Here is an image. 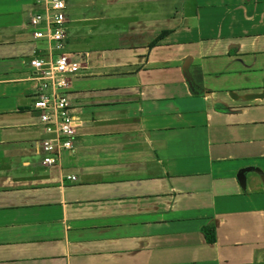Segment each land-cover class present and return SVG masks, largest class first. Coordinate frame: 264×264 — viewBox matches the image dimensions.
Instances as JSON below:
<instances>
[{
    "label": "crops",
    "instance_id": "crops-1",
    "mask_svg": "<svg viewBox=\"0 0 264 264\" xmlns=\"http://www.w3.org/2000/svg\"><path fill=\"white\" fill-rule=\"evenodd\" d=\"M65 2L80 123L45 165L44 2L0 0V264H264V0Z\"/></svg>",
    "mask_w": 264,
    "mask_h": 264
},
{
    "label": "built area",
    "instance_id": "built-area-1",
    "mask_svg": "<svg viewBox=\"0 0 264 264\" xmlns=\"http://www.w3.org/2000/svg\"><path fill=\"white\" fill-rule=\"evenodd\" d=\"M42 1L44 10L34 12L29 24L35 37L48 40L49 49L33 56L28 63L30 77L36 83L31 107L39 116L38 146L44 152L42 163L50 165L58 161L62 149L72 147V137L80 123L79 117L72 112L68 90L72 77L82 65L75 58V52L62 50L67 21L65 0Z\"/></svg>",
    "mask_w": 264,
    "mask_h": 264
},
{
    "label": "water",
    "instance_id": "water-1",
    "mask_svg": "<svg viewBox=\"0 0 264 264\" xmlns=\"http://www.w3.org/2000/svg\"><path fill=\"white\" fill-rule=\"evenodd\" d=\"M182 69L184 71V75H185L186 80L188 81L189 85L191 87H193L191 78H190V76L188 75V72H187V63L183 65V68ZM249 170H255V171H257L258 173L261 174V176L263 177V180H264V172L262 171V169H260L257 166H254V165L243 166L237 172V178H238V180H239V182H240V184H241L242 187H244V185H245L244 183H245L246 172L249 171Z\"/></svg>",
    "mask_w": 264,
    "mask_h": 264
},
{
    "label": "rangeland",
    "instance_id": "rangeland-1",
    "mask_svg": "<svg viewBox=\"0 0 264 264\" xmlns=\"http://www.w3.org/2000/svg\"><path fill=\"white\" fill-rule=\"evenodd\" d=\"M73 1L85 2L87 0H73ZM173 4H174V1H172V6H173ZM78 8L79 9L81 8L82 10L85 9L86 10V13L89 11V8L92 9L91 7L85 6L83 3ZM256 71H258V70H256ZM256 71H252L251 73L246 74V76H242L243 83L244 84H257V83H262V81L264 80V73H262V72H256Z\"/></svg>",
    "mask_w": 264,
    "mask_h": 264
},
{
    "label": "trees",
    "instance_id": "trees-1",
    "mask_svg": "<svg viewBox=\"0 0 264 264\" xmlns=\"http://www.w3.org/2000/svg\"><path fill=\"white\" fill-rule=\"evenodd\" d=\"M163 33V32H162ZM213 225H209V226H205V228H207L208 230H212L213 229ZM210 239H212V237L210 236Z\"/></svg>",
    "mask_w": 264,
    "mask_h": 264
}]
</instances>
